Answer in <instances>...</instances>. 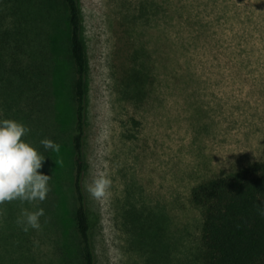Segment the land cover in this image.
Masks as SVG:
<instances>
[{
	"label": "rangeland",
	"instance_id": "374dc122",
	"mask_svg": "<svg viewBox=\"0 0 264 264\" xmlns=\"http://www.w3.org/2000/svg\"><path fill=\"white\" fill-rule=\"evenodd\" d=\"M60 0H0V118L45 155L44 200L0 204V264H82L75 79ZM88 75L83 192L97 264H205L191 190L264 161V0H80ZM134 52L144 92L129 83ZM48 138L58 150L45 149ZM105 174L106 194L89 188ZM44 209L41 229L17 218ZM79 261V262H78Z\"/></svg>",
	"mask_w": 264,
	"mask_h": 264
},
{
	"label": "trees",
	"instance_id": "16d2710c",
	"mask_svg": "<svg viewBox=\"0 0 264 264\" xmlns=\"http://www.w3.org/2000/svg\"><path fill=\"white\" fill-rule=\"evenodd\" d=\"M62 20L68 27L69 59L75 79L76 133L73 137L74 188L77 198L74 222L79 238L77 253L82 264H97L92 242L93 225L82 179L87 170L83 154L86 131L88 75L90 61L84 39V18L80 0H60ZM146 64L134 52L129 83L135 96L144 92ZM191 199L201 208V242L205 264H264V216L258 212L264 201V161H254L238 171L204 180L191 190ZM78 261V262H79Z\"/></svg>",
	"mask_w": 264,
	"mask_h": 264
},
{
	"label": "clouds",
	"instance_id": "9594fccd",
	"mask_svg": "<svg viewBox=\"0 0 264 264\" xmlns=\"http://www.w3.org/2000/svg\"><path fill=\"white\" fill-rule=\"evenodd\" d=\"M30 131L28 126L17 119L0 118V204L19 199L21 201L44 200L50 191L51 175L38 171L45 155L23 137ZM45 149H59V144L44 138L40 141ZM110 179L105 174L98 175L89 188L97 198L106 194ZM264 205V201L261 202ZM258 212L264 216V207ZM44 209L35 211L24 209L17 218V224L27 232L30 228L41 229L40 217Z\"/></svg>",
	"mask_w": 264,
	"mask_h": 264
}]
</instances>
